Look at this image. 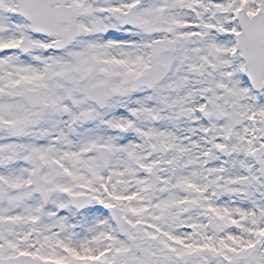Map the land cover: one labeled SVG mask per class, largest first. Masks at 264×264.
Wrapping results in <instances>:
<instances>
[{"label":"snow or ice","instance_id":"obj_1","mask_svg":"<svg viewBox=\"0 0 264 264\" xmlns=\"http://www.w3.org/2000/svg\"><path fill=\"white\" fill-rule=\"evenodd\" d=\"M0 264H264V0H0Z\"/></svg>","mask_w":264,"mask_h":264}]
</instances>
